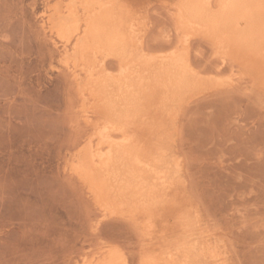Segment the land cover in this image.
<instances>
[{
	"label": "rangeland",
	"instance_id": "rangeland-1",
	"mask_svg": "<svg viewBox=\"0 0 264 264\" xmlns=\"http://www.w3.org/2000/svg\"><path fill=\"white\" fill-rule=\"evenodd\" d=\"M72 1L0 0V264H102L113 251L143 264L177 250L174 264H264V74L206 37L186 39L179 0H126L142 23L136 54L176 50L205 84L172 104L151 95L130 125L165 171L158 196L168 202L152 208L150 236L146 216L115 198L108 212L75 171L108 112L67 64L73 45L51 31L59 15H49ZM95 64L119 74L115 59Z\"/></svg>",
	"mask_w": 264,
	"mask_h": 264
},
{
	"label": "bare ground",
	"instance_id": "bare-ground-1",
	"mask_svg": "<svg viewBox=\"0 0 264 264\" xmlns=\"http://www.w3.org/2000/svg\"><path fill=\"white\" fill-rule=\"evenodd\" d=\"M175 7L178 27L186 39H191L189 36L192 35L206 37L214 45L225 48V53L222 52L225 59L232 57L244 60L245 64L250 60L255 66L254 71L264 74V0H179ZM60 9L49 15L50 21L55 14L59 15L51 31L66 45H73L75 57L67 64L88 76L87 82L94 85L93 91L102 104L105 103L107 110L103 109L108 112V120L103 123L107 131L97 134L96 148L86 154L84 163L75 171L87 176L89 188L108 212L115 210L110 206V200L115 198L114 202L118 200L130 208L127 215L146 216L152 236L154 211L151 210L168 202L158 196V186L165 180L162 178L165 171L160 169L161 161L146 154L136 142L130 125L142 113L144 103L151 95H158L172 104L179 101L178 95L195 82L197 86L201 85L202 79L191 80L193 68L177 58L180 52L176 50L167 58L159 53L157 57L136 54L139 46L134 31L142 23L126 0H73ZM99 59L117 60L119 70L114 73L119 74L113 77L102 74L101 65L95 64ZM179 252L177 250L175 254ZM173 253L151 255L143 264H174L177 256ZM184 257L189 259L187 254ZM102 264H126V261L113 251Z\"/></svg>",
	"mask_w": 264,
	"mask_h": 264
}]
</instances>
